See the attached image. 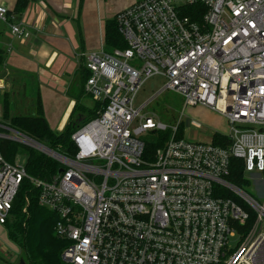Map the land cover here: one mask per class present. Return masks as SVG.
Masks as SVG:
<instances>
[{
  "label": "built area",
  "instance_id": "built-area-1",
  "mask_svg": "<svg viewBox=\"0 0 264 264\" xmlns=\"http://www.w3.org/2000/svg\"><path fill=\"white\" fill-rule=\"evenodd\" d=\"M10 1L0 0V22L21 38L19 0ZM116 20L127 48L108 51L104 39L82 55L84 91L99 106L73 136L76 157L39 150L64 167L51 180L4 158L2 139L36 144L0 116V224L28 179L58 216L66 264H264V0H134ZM156 76L184 108L227 120L229 132L215 134L222 144L190 142L179 137L181 122L169 128L144 116L146 105L135 108ZM168 130L145 157L144 135ZM233 161L243 187L230 179Z\"/></svg>",
  "mask_w": 264,
  "mask_h": 264
},
{
  "label": "trees",
  "instance_id": "trees-1",
  "mask_svg": "<svg viewBox=\"0 0 264 264\" xmlns=\"http://www.w3.org/2000/svg\"><path fill=\"white\" fill-rule=\"evenodd\" d=\"M28 4L27 1L19 0L12 14L23 13ZM104 31L108 51L127 48V44L119 32L116 15L113 19L105 22ZM7 55V50L0 41V80ZM82 66V91L77 97L69 124L64 131H54L47 121L40 86L36 76L30 74L14 76L11 89L4 93L3 123L49 149L74 159L77 154V147L73 141V136L95 118L99 106L93 101L90 107L83 103V99L89 97L85 94L84 86L90 73L83 64ZM0 131L6 132L3 129ZM153 134H155V138L152 141H145V157L152 156L172 135L170 130L153 132ZM181 136L180 133L179 137ZM213 142L222 144L221 138L217 135L213 137ZM1 151L4 158L10 163H15L18 155L26 152L25 169L27 174L35 179L49 181L64 169L59 162L44 153L15 141L2 139ZM241 164V161H233L230 179L243 187V167ZM25 209L26 212H24ZM57 220L58 216L55 213L39 204V189L28 179H24L14 201L13 209L4 224L10 241L17 245L21 251L22 257L19 264H66L63 260V254L68 243L56 233Z\"/></svg>",
  "mask_w": 264,
  "mask_h": 264
},
{
  "label": "crops",
  "instance_id": "crops-1",
  "mask_svg": "<svg viewBox=\"0 0 264 264\" xmlns=\"http://www.w3.org/2000/svg\"><path fill=\"white\" fill-rule=\"evenodd\" d=\"M95 1L98 4L100 0ZM84 2L85 0H64L47 5L30 2L33 4L29 3L23 13L15 16V22L24 30L21 38L13 35L10 27L4 24L9 29L11 39L5 38L1 33L0 41L5 48L11 46L12 50L7 52L0 80V96L3 100L4 93L12 87L14 76L30 74L36 76L40 86L45 116L47 102H54L57 107H62L66 100L71 102V115L82 91V55L98 50L105 38L103 24L99 27L100 39L97 36L95 39L78 41L76 35L70 36L67 33L66 27L70 19L74 18L78 7L81 13ZM13 44L17 47H13ZM28 46L29 49L25 51ZM202 109L215 113L207 108ZM9 242L6 228L0 224V249L5 251Z\"/></svg>",
  "mask_w": 264,
  "mask_h": 264
},
{
  "label": "rangeland",
  "instance_id": "rangeland-1",
  "mask_svg": "<svg viewBox=\"0 0 264 264\" xmlns=\"http://www.w3.org/2000/svg\"><path fill=\"white\" fill-rule=\"evenodd\" d=\"M133 1L100 0L97 4L95 0H85L81 13H79L80 9L78 7L75 10L74 18L70 19L66 31L70 36L76 35L78 41L95 39L97 36L100 39V24L104 26L107 20L113 19L119 11L132 5ZM10 3L13 6L15 1L11 0ZM8 31V27L0 22V33H3L6 36L5 38L10 40ZM9 40L7 41L10 44ZM13 47L16 48L17 46L13 44ZM28 49L29 46L25 48V51ZM164 84L165 80L160 76L147 80L137 93L134 102L135 108L146 105L142 114L153 117L156 122H160L169 128L175 127L181 122L180 133L190 142L209 144L213 141V136L216 133L227 134L229 132V124L221 115L208 113L202 109L204 107L200 106L184 108L183 98L179 94L172 91L162 92ZM83 103L88 107L92 106V100L89 97L84 98ZM70 104L71 102L66 100L62 107H57L54 102H47L46 118L54 131H64L67 128L70 121ZM2 108L3 98L0 96V112ZM154 138L155 134L150 131L144 135L143 140L152 141ZM33 149L39 151L36 148ZM26 160V152L18 155L17 161L19 164H24ZM246 192L255 198L257 197L253 188L247 189ZM236 242L237 239H234L231 245L235 246ZM5 247V251L0 249V264H19L22 256L18 246L9 242Z\"/></svg>",
  "mask_w": 264,
  "mask_h": 264
},
{
  "label": "water",
  "instance_id": "water-1",
  "mask_svg": "<svg viewBox=\"0 0 264 264\" xmlns=\"http://www.w3.org/2000/svg\"><path fill=\"white\" fill-rule=\"evenodd\" d=\"M33 141H34V144H36V145L32 146L33 148H37L38 150H40V151H42V152H44L45 154H48V155H60L59 153H57V152L49 149L48 147L36 142L35 140H33ZM37 145H39L43 149H39L40 147L37 146Z\"/></svg>",
  "mask_w": 264,
  "mask_h": 264
}]
</instances>
